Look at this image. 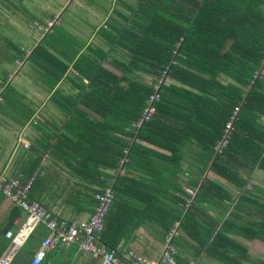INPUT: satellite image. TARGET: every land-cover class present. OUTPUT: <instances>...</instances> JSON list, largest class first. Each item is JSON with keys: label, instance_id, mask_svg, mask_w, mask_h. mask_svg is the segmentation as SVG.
<instances>
[{"label": "trees", "instance_id": "1", "mask_svg": "<svg viewBox=\"0 0 264 264\" xmlns=\"http://www.w3.org/2000/svg\"><path fill=\"white\" fill-rule=\"evenodd\" d=\"M137 1L139 18L126 17L129 25L119 28L109 45L126 55L113 61L120 74L103 65L107 50L98 46L75 59V53L64 52L37 57L43 43L30 55L39 58L48 88L73 61L78 93L62 96L59 107L66 120L61 130L43 132L29 148L30 159L12 176L21 173L24 181L34 175L27 198L58 219L65 218L55 211L62 196L68 221L91 215L94 193L111 185L114 198L98 238L108 249L118 250L142 225L166 234L179 222L177 229L222 258L227 247L221 240L238 246L225 235L232 220L224 219L216 230L209 223L204 233L197 232L199 214L208 213L205 204L224 206L232 216L242 211L256 215L238 225L240 234L264 240V198L257 194L260 188H247L253 173L264 171V125L259 121L264 114V0ZM154 93V113L136 127ZM123 157V172L116 173ZM206 170L236 185L238 196L205 176ZM20 214L13 205L0 230V255L10 242L4 233ZM33 237L22 247L19 264H26ZM227 261L239 264L231 257Z\"/></svg>", "mask_w": 264, "mask_h": 264}, {"label": "crops", "instance_id": "2", "mask_svg": "<svg viewBox=\"0 0 264 264\" xmlns=\"http://www.w3.org/2000/svg\"><path fill=\"white\" fill-rule=\"evenodd\" d=\"M139 3L136 0H0V92L3 98L0 102V173L14 175V171L30 159L29 148L42 137L43 132L61 130L66 120L59 107L63 104L62 96L78 93V84L73 81V76L77 77L78 72L72 66L73 61L69 62L66 73L56 85L48 88L44 82L39 58H30L37 46L45 43L44 48L37 49V57L47 52L61 57V52H64L75 53L74 59L81 54H87L91 45L101 47L107 50L103 65L120 74L114 68L113 61L123 60L126 55L109 45L114 43L112 38L117 36V30L129 25L126 17L139 18L135 15L137 11L142 12ZM54 13L60 14L59 24L48 32H43L46 21ZM102 29L105 31H101ZM88 56L92 60L97 58L91 53ZM261 72L262 69L259 74ZM81 79L84 83L87 82L85 78ZM259 121L264 125V114L260 115ZM47 157L48 155L44 154L42 160L46 161ZM259 173L264 175V171L256 170L247 188L250 191H253V187L260 188L257 194L264 198V192L260 191L264 190V176L261 182H258ZM204 175L214 177L233 198L238 196L240 190L233 183L215 176L209 170H206ZM185 190L187 191V188ZM194 193L195 191L192 195ZM56 203L55 211L62 217H70L68 207L62 206V196ZM226 203L231 206V203ZM12 206L13 203L3 195L0 200V230L7 223ZM205 206L208 213L199 214L202 227L199 226L197 232L204 233V227L209 223L214 224L216 230L224 219L231 218L232 223L230 221L228 225L230 229L225 235L238 243V246L221 240V245L227 247L224 251L227 255L218 258L212 255V250H207L205 242L202 246L188 234L176 229L173 237L177 251L176 264H231L227 261L228 257L235 259L239 264H264V240L248 238L240 234L238 227L240 223L255 219L256 215L242 211L232 216L230 212H226L224 206ZM20 216L21 214L13 221V228L9 230L16 229ZM88 216L82 213L74 218L87 219ZM210 220H214V223ZM178 224L179 222L177 227ZM47 234L48 230L44 226L35 229L32 234L34 243L27 246L26 264ZM166 234L152 224H145L138 227L127 240L122 241L118 250L123 252L132 248L146 257L156 259L163 249ZM208 242L210 243L211 239ZM46 253L48 255L41 264H53L54 260H69V264H98V260L82 253L75 244H57L48 248ZM21 254L22 248L10 264H19Z\"/></svg>", "mask_w": 264, "mask_h": 264}, {"label": "built area", "instance_id": "3", "mask_svg": "<svg viewBox=\"0 0 264 264\" xmlns=\"http://www.w3.org/2000/svg\"><path fill=\"white\" fill-rule=\"evenodd\" d=\"M59 21L60 14L55 13L46 21L45 26L42 28L43 32H48ZM262 62L264 63V55ZM17 63L19 62L17 61ZM258 74L259 72L256 71L254 76ZM154 87L157 89L158 84L156 83ZM157 97V93L149 97V104L144 108L141 117L134 124L136 127H139L144 120L154 113L155 107L152 101ZM2 99L0 92V102ZM224 144L225 139L218 143L215 148L216 151H219ZM126 161V157L120 160V165L115 170L116 173L123 172L122 164ZM21 178V173L16 176H7L0 173V191L6 199L21 210L20 221L16 229L7 230L4 233V236L10 242L0 257V264H10L13 257L39 226H44L48 230V234L42 239L40 246L30 257L28 264H41L46 250L57 244H75L82 253L98 259V264H176L177 251L172 239L177 229V222L165 235L163 249L160 256L156 259L146 257L132 248L122 252L112 248L108 249L99 243L98 238L102 230L103 219L114 198L111 185H106L100 191L94 193L95 208L87 219L75 218L68 221L54 217L40 202L27 198V192L33 182L34 175L24 181ZM187 191L191 194L193 193L188 188Z\"/></svg>", "mask_w": 264, "mask_h": 264}, {"label": "rangeland", "instance_id": "4", "mask_svg": "<svg viewBox=\"0 0 264 264\" xmlns=\"http://www.w3.org/2000/svg\"><path fill=\"white\" fill-rule=\"evenodd\" d=\"M69 8H70V7H69ZM258 176L260 177L259 179L257 178V179H258V182H261V180H262V178H263L264 175L261 174V173H259ZM258 176L255 175V177H258ZM255 177H254V178H255Z\"/></svg>", "mask_w": 264, "mask_h": 264}]
</instances>
